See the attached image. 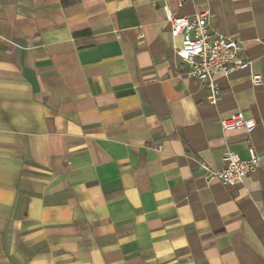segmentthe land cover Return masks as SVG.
Returning a JSON list of instances; mask_svg holds the SVG:
<instances>
[{
  "label": "crops",
  "instance_id": "0c3cea01",
  "mask_svg": "<svg viewBox=\"0 0 264 264\" xmlns=\"http://www.w3.org/2000/svg\"><path fill=\"white\" fill-rule=\"evenodd\" d=\"M170 12L251 60L215 104ZM249 144L243 183L206 181ZM0 264H264V0H0Z\"/></svg>",
  "mask_w": 264,
  "mask_h": 264
},
{
  "label": "built area",
  "instance_id": "2783aa9c",
  "mask_svg": "<svg viewBox=\"0 0 264 264\" xmlns=\"http://www.w3.org/2000/svg\"><path fill=\"white\" fill-rule=\"evenodd\" d=\"M167 19L170 35L179 40L174 45L176 55L186 64L187 74L198 79L208 89V100L215 104L219 95L217 74L227 76L231 71L248 67L250 58L242 52L238 40L210 31L204 12L192 17L170 12ZM251 82L253 85H261L262 77L260 74H252ZM219 123L224 131L242 130L246 135L252 133L257 126L254 118H244L240 114L221 118ZM247 153V158H241L235 151L226 150L223 155L224 165L220 168H211L202 163L206 181L218 180L225 186L243 183L246 176L254 172L260 163L253 145H248Z\"/></svg>",
  "mask_w": 264,
  "mask_h": 264
}]
</instances>
